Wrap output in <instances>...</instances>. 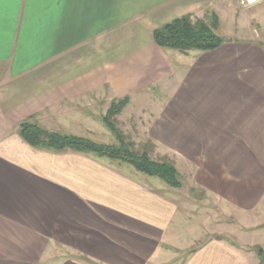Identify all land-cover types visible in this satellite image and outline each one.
I'll use <instances>...</instances> for the list:
<instances>
[{
    "label": "crops",
    "instance_id": "obj_1",
    "mask_svg": "<svg viewBox=\"0 0 264 264\" xmlns=\"http://www.w3.org/2000/svg\"><path fill=\"white\" fill-rule=\"evenodd\" d=\"M212 13L234 41L156 46L162 26ZM253 26L264 31V0H0V264H259L249 249L264 250V44ZM109 70L121 91L165 82L147 136L179 189L19 137L21 123L58 117L59 101H86ZM209 200L221 217L198 210Z\"/></svg>",
    "mask_w": 264,
    "mask_h": 264
},
{
    "label": "rangeland",
    "instance_id": "obj_2",
    "mask_svg": "<svg viewBox=\"0 0 264 264\" xmlns=\"http://www.w3.org/2000/svg\"><path fill=\"white\" fill-rule=\"evenodd\" d=\"M202 21L208 22V17ZM230 26L231 25L226 24L221 26L223 30L219 29V34H223V37H221L217 33L219 27L218 23L216 34L222 38L224 43L225 41H234V38L238 36L237 33L239 31L237 32V30L234 31V35L229 34L230 30L225 31L228 30V27ZM253 31L256 32L257 35L255 34V39L252 42L263 46L264 31L262 32L261 28L256 26H253ZM244 33H240L239 37H242V35L246 36V33ZM114 75L115 73L109 70V72L106 73L107 83L99 88H93L89 92H86V101L83 100V95L82 97L80 96V102L77 103H74L71 99L68 101H59L55 104L58 117L53 120L40 119L38 122L40 124L38 126L45 130L48 129L50 131L60 132V134L71 133L74 134L72 136L87 138L100 145L115 146L118 144L115 135L106 129L102 119L106 115L110 104L113 101L120 100L126 96L129 99L127 106L118 115L111 118V122L114 124L117 131L122 135L124 141L131 150L139 152L146 147L149 152V159L152 161L172 163L173 160L171 156L160 152L157 145L147 136L148 128L152 127L156 117L162 113L164 100L163 85L165 82H161L159 87H153L152 89L146 87L134 91L133 88L124 87V90L121 91L116 86L115 79H112V77L114 78ZM112 83H114V86ZM186 180L187 179L182 183V187L184 188L189 187L188 182H185ZM189 191V200L198 203L197 199H192V193ZM197 205H201V203ZM201 207L198 210L206 208L211 210V213L219 216L222 213L217 206L211 204L210 200L204 205V207ZM210 238L211 236L206 233L204 240ZM224 238L227 240L232 239L231 237ZM249 251L255 252L252 249H249ZM175 263L176 262L173 261L171 264Z\"/></svg>",
    "mask_w": 264,
    "mask_h": 264
},
{
    "label": "trees",
    "instance_id": "obj_3",
    "mask_svg": "<svg viewBox=\"0 0 264 264\" xmlns=\"http://www.w3.org/2000/svg\"><path fill=\"white\" fill-rule=\"evenodd\" d=\"M217 26L218 19L213 13L208 16V22L198 20L193 23L190 16H185L154 31L153 40L161 49L176 50L180 53L192 50L212 52L224 44L222 38L216 34ZM128 102V97L113 101L102 119L106 129L115 135L118 142L115 146L100 145L87 138L50 133L30 122L19 125L18 135L25 143L36 149L52 152L70 150L75 153L92 154L100 158L121 161L144 176L156 178L170 188L179 189L180 177L172 163L152 161L149 159L146 147L139 152L131 150L111 122V118L118 115ZM252 250L259 258V264H264V250L261 248Z\"/></svg>",
    "mask_w": 264,
    "mask_h": 264
},
{
    "label": "built area",
    "instance_id": "obj_4",
    "mask_svg": "<svg viewBox=\"0 0 264 264\" xmlns=\"http://www.w3.org/2000/svg\"><path fill=\"white\" fill-rule=\"evenodd\" d=\"M239 8L250 9L261 4L262 0H235Z\"/></svg>",
    "mask_w": 264,
    "mask_h": 264
}]
</instances>
